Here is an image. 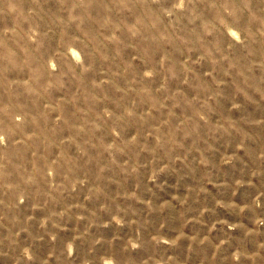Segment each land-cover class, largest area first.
Returning <instances> with one entry per match:
<instances>
[{
  "label": "rangeland",
  "instance_id": "rangeland-1",
  "mask_svg": "<svg viewBox=\"0 0 264 264\" xmlns=\"http://www.w3.org/2000/svg\"><path fill=\"white\" fill-rule=\"evenodd\" d=\"M0 264H264V0H0Z\"/></svg>",
  "mask_w": 264,
  "mask_h": 264
}]
</instances>
